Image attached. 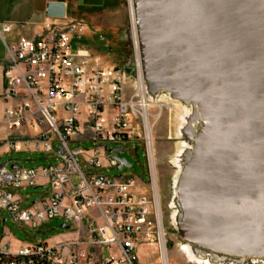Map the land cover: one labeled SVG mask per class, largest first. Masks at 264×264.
<instances>
[{"label":"built area","instance_id":"obj_1","mask_svg":"<svg viewBox=\"0 0 264 264\" xmlns=\"http://www.w3.org/2000/svg\"><path fill=\"white\" fill-rule=\"evenodd\" d=\"M23 25V24H22ZM21 27L23 28V26ZM15 25H0L11 35ZM85 27L69 20L44 18L32 37L4 41L3 124L7 137L0 148L8 153H39L57 162L37 168H0V212L33 230L60 219L72 229L53 243L42 242L11 251L0 241V264H136L140 251H161L166 235L160 206L151 108L138 43L133 61L107 66L82 48H74ZM144 98V99H143ZM141 129V130H140ZM138 140L147 155L148 184L128 176L109 177L99 171L125 167L109 153V144L125 153ZM81 142L91 150H71ZM78 176L74 186L70 177ZM46 180L50 195L23 209L12 189L33 188ZM67 230V229H66ZM237 264L236 259L217 260Z\"/></svg>","mask_w":264,"mask_h":264},{"label":"water","instance_id":"obj_2","mask_svg":"<svg viewBox=\"0 0 264 264\" xmlns=\"http://www.w3.org/2000/svg\"><path fill=\"white\" fill-rule=\"evenodd\" d=\"M133 5L146 94L157 84L198 97L202 126L171 201L181 238L217 260L264 258V0ZM44 16L63 18L64 4Z\"/></svg>","mask_w":264,"mask_h":264},{"label":"rangeland","instance_id":"obj_3","mask_svg":"<svg viewBox=\"0 0 264 264\" xmlns=\"http://www.w3.org/2000/svg\"><path fill=\"white\" fill-rule=\"evenodd\" d=\"M65 6V16L85 27V34L80 41L73 44L74 48L86 49L92 57H98L100 62L107 66H124L133 61V36L134 23L131 20V0H51ZM134 1V0H133ZM45 0H4L1 7L6 10L12 7H22L26 10L39 9ZM135 7V6H134ZM24 20L20 18V21ZM41 16H34L23 23V34L29 32L33 25L41 22ZM20 27V26H19ZM16 39L15 33L4 35V40L10 43ZM150 102L155 105L150 118L154 134L153 146L155 163L158 173V186L160 193V206L163 218V227L166 235V248L168 258L164 264H219L213 258L208 262L190 257L185 251L187 244L178 232L177 222L180 221L181 209L177 203L172 205L174 184L178 181L181 171L191 157L193 139L199 133L202 123L199 121L198 110L192 106V100L182 95L179 90L165 86L151 87L147 94ZM161 107V109L158 108ZM2 107L0 105V111ZM141 130V129H140ZM94 144L81 142L70 145L71 150H91ZM117 145L109 144L108 149ZM119 158L128 163V167L121 170L112 168L100 170L99 173L109 177L128 176L143 185L148 184L147 155L144 146L138 140L131 142L125 148V153ZM10 169L12 165L21 168H32L53 165L55 159H49L45 154L39 153H11L6 156L3 163ZM71 183L76 186L78 176L70 177ZM14 194L23 200V209H27L35 201L47 197L46 190L42 188L12 189ZM5 220V221H4ZM63 221L52 219L33 230L23 224L14 223L6 211L0 212V241L4 235L11 239L12 250L22 246H32L37 243L53 241L72 229H62ZM60 239V238H59ZM61 239H63L61 237ZM188 245V244H187ZM183 247V248H182ZM195 248V247H194ZM237 264H264V258H246L236 260ZM97 264H101L98 259ZM109 264H127L112 262ZM136 264H161L160 251L149 246L144 247L139 253Z\"/></svg>","mask_w":264,"mask_h":264},{"label":"crops","instance_id":"obj_4","mask_svg":"<svg viewBox=\"0 0 264 264\" xmlns=\"http://www.w3.org/2000/svg\"><path fill=\"white\" fill-rule=\"evenodd\" d=\"M4 0H0V4H3ZM25 4L24 6L27 5L28 0H24ZM50 2H54L51 0H45L44 5L42 8L39 9H31V10H26V8H22V7H12L8 10H6V8L3 9V7H1L0 5V25L3 23H7V24H12L15 25L16 28L13 30L12 34L15 33L16 38H20V37H32L34 34L35 29L41 25V23L43 22L45 16H44V12H45V8L46 5ZM58 3V2H56ZM34 16H41L42 17V21L38 22L36 24L33 25L32 29L27 32L26 34H23V29H26L25 27H21V25L25 22V20L29 21L31 20V18H33ZM20 18H23L24 20L20 21ZM20 26V27H19ZM4 36L1 37L0 35V105L2 107L1 111H0V141L4 140L7 137V130L3 124V111H4V106L5 103L2 100V92H3V67L6 63L7 60V54H6V49L4 46ZM11 153H8L6 148H0V166L4 165L6 167V162L3 163V160L5 159L6 156L10 155ZM12 167H17L16 165H12L10 168ZM41 167V166H39ZM32 168H37V167H32ZM35 189L37 188H42L44 190H46L47 192V197H49L50 195V188L46 182V180H39L38 181V185L36 187H33ZM16 195V194H15ZM45 198V199H46ZM42 199V200H45ZM5 221V220H4ZM11 240V239H10ZM11 248H12V244H11ZM12 250L11 251H16Z\"/></svg>","mask_w":264,"mask_h":264},{"label":"bare ground","instance_id":"obj_5","mask_svg":"<svg viewBox=\"0 0 264 264\" xmlns=\"http://www.w3.org/2000/svg\"><path fill=\"white\" fill-rule=\"evenodd\" d=\"M131 1H132V6H131V20H132V23H134V31H135L134 33H132V36H133V43L136 45L138 42H137V33H136L135 11H134L133 0H131ZM192 106H193V108H195V110H197V106H198V97L197 96L193 100ZM148 107L151 108V109H150L149 113L147 115H145V117L147 118L148 115H150V117H154L152 115V112H153V109L155 108V105H153L152 103H148ZM158 108L161 109L160 106H158ZM199 121H201L200 118H199ZM149 136H150V138H154L153 132L151 134H149ZM154 155H155V153H154ZM183 246L185 248V251L187 252V254L190 257H193L195 259H199V255L200 254L201 255H204V252H201V251H199V250H197V249H195V248H193V247H191V246H189L187 244H185ZM167 258H168L167 248L164 247V241H163L161 243V251H160V261H161V264H164V262L167 260Z\"/></svg>","mask_w":264,"mask_h":264},{"label":"flooded vegetation","instance_id":"obj_6","mask_svg":"<svg viewBox=\"0 0 264 264\" xmlns=\"http://www.w3.org/2000/svg\"><path fill=\"white\" fill-rule=\"evenodd\" d=\"M185 245V244H184ZM207 255V256H206ZM202 256H204V260L206 261V262H208L209 260H210V255L209 254H207V253H204V255H202ZM199 259H201L200 257H199Z\"/></svg>","mask_w":264,"mask_h":264}]
</instances>
